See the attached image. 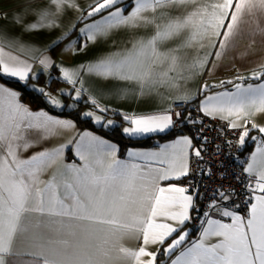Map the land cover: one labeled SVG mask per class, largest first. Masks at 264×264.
<instances>
[{"label": "snow or ice", "instance_id": "1", "mask_svg": "<svg viewBox=\"0 0 264 264\" xmlns=\"http://www.w3.org/2000/svg\"><path fill=\"white\" fill-rule=\"evenodd\" d=\"M18 7L10 24L19 27L20 33L13 35L0 28V79L15 78L25 86L29 79H39L32 64L6 51L7 45L21 52L41 53L39 64L45 70L58 67L63 82L79 85L74 88L73 101L87 93V103L100 113L109 109L99 103L97 95L140 103L163 98L162 90L176 93L172 103L152 114L125 113L122 119L130 126L123 127L122 134L128 137L165 133L178 123L202 125V119L172 110L176 101L188 104L196 99L177 81L201 75L213 55L221 59L245 26L252 35L264 33L256 19L257 14L264 16V0H92L87 10L78 0H23ZM68 10L78 15L65 27L63 17ZM98 15L100 19L85 22ZM3 18L8 19L7 14ZM81 23L83 27L77 31ZM58 29L63 37L75 33L68 49L73 54L90 44L107 42L114 32L128 35L123 47L113 45L114 50L68 68L55 65L47 54L59 47L60 37L42 49L23 40L26 35ZM259 68L249 77L235 79L261 82L245 86L221 81V85L233 84L234 90L205 96L196 110L205 117L227 121L229 129L242 128L237 149L246 146L251 130L258 131L259 135L251 136L255 150L237 165L242 172L233 176L237 180L247 176L245 188L261 194L243 202L248 213L242 217L237 211L241 205L232 200L233 194L238 195L235 188L225 190L221 185L213 190L207 208L231 223L210 218V211H204L205 220L193 241L187 240L189 233L182 229L197 208L199 190L174 185L164 188L158 181L188 176V150L202 163L203 146L195 147L189 136L181 135L160 145L159 152L130 149L129 159L121 160L116 144L84 132L57 147H43L58 134L74 130V122L42 110L33 112L20 102L19 91L0 84V264H164L160 256L167 264H264V125L255 122L256 116L264 114V64ZM209 87L202 85L197 94ZM32 90L53 107H62L44 88L33 85ZM82 115L102 124V117L93 111ZM116 123L108 120L102 126ZM204 131L201 127L200 135ZM70 146L79 163L64 162L65 149ZM35 148L39 150L26 155ZM137 158L157 159L168 168H145L133 162ZM177 159L183 161L179 169ZM220 168L224 179L229 170L223 162ZM46 174L48 178L42 179ZM199 175L212 176L213 172L201 167ZM95 225L109 227L97 229ZM173 235L176 238L164 247ZM125 239H135L138 248L126 247ZM22 256L31 259L21 261Z\"/></svg>", "mask_w": 264, "mask_h": 264}, {"label": "crops", "instance_id": "2", "mask_svg": "<svg viewBox=\"0 0 264 264\" xmlns=\"http://www.w3.org/2000/svg\"><path fill=\"white\" fill-rule=\"evenodd\" d=\"M23 3V0H0V28H5L8 29L11 34L17 35L20 33V28L19 27H13L10 24V20L13 17V14L15 11L19 10V5ZM78 3L81 8L87 10V6L92 3V0H78ZM130 10V9H129ZM3 14H7L8 19L3 18ZM78 15V13L73 12L72 10H68L66 15L63 17V23L65 27L68 26V24L75 19V17ZM103 15H107V12L103 13ZM94 19H100V16H96L93 18H89L87 21L88 23H91L92 20ZM256 19L259 21V24L262 28H264V16H261L257 14ZM79 27H83V24H78L77 25V31ZM256 25L255 23L252 24V28L255 29ZM245 31L243 32L242 35L238 36L232 46L228 48L226 51L225 55L221 59H217L214 55L209 58V64L207 65L206 70L199 76H193L189 78L188 80H179L177 83L182 85L183 87H186L193 95H196V99L194 102H190L188 104L192 103H197L199 105V102L204 99L205 96L207 95H212L218 92H223V91H233L234 83H242L245 86L248 83H259L261 82L260 80L254 81V80H245V81H238L235 79L237 76H244V77H249L251 76L253 71H259V65L264 64V33L257 32L255 35H252L249 33L247 30V26H245ZM60 29L52 31V32H39L35 35H26L23 37V40L25 42L31 41L35 45L39 46L41 49L43 48L44 45L48 44L50 41L56 39L57 37H60V44L59 47H56L54 51H51L47 53L50 58L52 59L53 63L57 66H64L68 68H74L77 67L85 62H89L94 60L97 56H99L102 53H106L108 51L114 50L113 45L115 48H121L124 46L123 41L124 38L128 35L124 31H118L114 32L112 36L109 38L107 42L101 41L95 45H91L83 52H80L78 54H73L71 51L68 49L72 46L71 42L76 39L75 33L70 35L69 37H63L61 35ZM143 32V30H141ZM6 51H11L13 55L20 56L21 59H26L29 61V63L32 64V71L35 72L38 76V80H33L29 79L27 81V86L26 88L32 89V86L35 85L37 88H44L45 91L48 93L51 90L47 88V84L51 80V78H57L61 80L60 73L58 70V67H50L47 70L43 68L42 65L39 64V56L41 53L37 52L35 54L29 53V52H21L16 50L15 48H10L7 45H4ZM218 47V46H217ZM35 55L36 59H33L32 56ZM4 79L7 80H12L17 82L15 78H8L6 76L3 77ZM264 79V78H262ZM227 80H233V84H223L221 85V81H227ZM63 82V81H62ZM0 84H4L6 87H9L13 90L19 91L18 89L14 88L13 86L5 83L2 79H0ZM21 84V83H19ZM208 84L210 87L202 92H199L197 94V90L201 88L202 85ZM24 85V84H21ZM212 85H216V87H212ZM55 86V85H54ZM79 87V85H69L65 82L63 84H60L58 88H63L66 89L69 92H72L73 95L75 94L74 88ZM57 90V89H56ZM163 91V98L160 97H155L151 101L147 102H131V101H119L116 100L112 96H99L97 95V99L99 103L102 106H106L109 111L104 112L106 116L113 117L115 112H119L120 114L117 115V118L113 117L115 121H117L116 125H121V132L123 127L130 126L127 123H125L122 119L123 115L125 113H128L130 115H147V114H152L153 112H156L163 107H166L169 103H172L174 100V97L176 93L174 92H168L167 90H162ZM20 92V91H19ZM52 92V91H51ZM58 92V91H57ZM53 93V92H52ZM66 98V97H65ZM67 98L71 99V95H67ZM20 102L23 104L27 105L33 112L36 111H45L47 112L50 116L57 117L59 119H71L74 122L75 128L74 130L71 131H64L60 134H58L56 137L51 138L50 140L44 142L42 144L43 147L47 148H54L57 147L61 144H65L69 139H78L79 134L84 133V132H89L92 135L99 136L104 140L109 141L110 143L116 144L114 141L105 138L104 136L90 130L87 128H82L78 125L76 119L72 116H61L58 115L57 113L52 112L51 110H61L51 107L50 103L45 107L41 108H33L30 104L29 101H24L22 97V93L20 92ZM81 99L87 103L88 100V94L85 93ZM68 101V100H67ZM180 102V101H176ZM175 102V103H176ZM90 104V103H89ZM68 107L67 105H65ZM63 106V108L65 107ZM93 106V105H92ZM92 109H96L94 106L90 107ZM97 110V109H96ZM203 114V113H202ZM222 123L227 124V121H222L220 119H217ZM255 122L260 125H264V114L258 115L255 117ZM102 126V125H101ZM249 128H251V124L248 125ZM240 131L243 129L240 128ZM168 135L166 138L155 142L152 146H131L127 147L124 149L122 152H120V148L118 147V152H117V159L121 160H128L129 157L127 156L128 150H134V151H140V152H159L160 151V145L163 144H170L172 141L177 139L178 136L181 135H187L192 139L193 145L197 147L195 140L192 138V136L185 130L183 132H176L173 133L172 130L161 133V134H148L144 135L141 137H130V138H145V137H155V136H161V135ZM259 135L257 130H251L249 137L247 138V144L246 146L240 148V163L243 161H246L251 152L255 150V144L251 141V136H257ZM128 137V136H127ZM39 150L38 148L30 150L29 153L31 154V151H37ZM189 151V168H190V163H191V150ZM64 162L65 163H79L78 159L75 157L74 152L72 151V147L70 146L69 148L65 149L64 153ZM133 162L145 165V168L151 167V168H168L167 164L161 165L157 159H148V160H142V159H135ZM182 159H177L175 161V167L179 169L180 165L182 164ZM60 166L58 165L57 168ZM187 177V176H186ZM186 177L180 178V179H170V180H163V181H158V184L160 187L168 188L170 185H174L176 187H185V180ZM48 174L42 177V179H47ZM252 182L255 183V177L253 176L251 178ZM191 194V193H189ZM261 193H252V195H260ZM165 195H168V193H165ZM252 202H255L254 200ZM248 213V208H246L245 212L240 213L238 212L239 215L242 217H246ZM193 214V211H191V216ZM210 218L213 219H218L221 220V222L224 223H231V220L229 218H224L218 215L217 212H213L210 215ZM205 220L203 218L202 222ZM160 222H170V221H160ZM191 222V221H190ZM188 222L186 225L183 227V231H187L189 233V236L187 237L188 241H193L198 238L199 236V231L201 229V223L199 226H193L191 223ZM87 223V222H85ZM206 226V224H205ZM97 229H107L109 226L108 225H95L94 226ZM176 235H173L171 238L168 239L167 243L164 245V247H167L168 243H171L172 239H175ZM217 238L213 237L212 242H215ZM122 243L132 249L138 248V243L135 239H125L122 241ZM151 250L155 251V247H153ZM161 260L164 261V264H167V259L164 256H160ZM21 261H27L30 260L31 257L27 256H22L19 258ZM128 264H131L129 261Z\"/></svg>", "mask_w": 264, "mask_h": 264}, {"label": "built area", "instance_id": "3", "mask_svg": "<svg viewBox=\"0 0 264 264\" xmlns=\"http://www.w3.org/2000/svg\"><path fill=\"white\" fill-rule=\"evenodd\" d=\"M197 106V103L184 104L182 102H176L173 104L172 109L173 111H182L184 117H188L189 114H191L193 119L203 120L202 125L199 123H178L177 128L173 129V131L186 129L195 140L197 147L203 146V162L200 163L194 155L191 156L189 175L184 182L185 187L198 189L201 194L196 202L197 208L192 214L190 223L193 226L200 225L204 218V211H210L211 214L214 212V210L207 208V204L210 202L213 190L218 189L221 185H223L225 190H229V186L235 188L238 195L233 194L232 200L241 205L237 210L240 213L245 212L247 207L243 202L247 201L252 194L245 188V183L248 181L247 176H245L243 180H237L233 176V173L239 175L242 172V168L237 166L240 163V149H237L236 147L240 130L229 129L227 124L222 123L217 119L203 116L202 113L196 110ZM201 127L205 128L202 135L199 133ZM205 136L208 138L207 141L203 139ZM221 162H223L229 170L225 174L226 178L224 179L220 178L221 172L223 171V169L220 168ZM201 167L204 171L211 168L213 175H199Z\"/></svg>", "mask_w": 264, "mask_h": 264}, {"label": "trees", "instance_id": "4", "mask_svg": "<svg viewBox=\"0 0 264 264\" xmlns=\"http://www.w3.org/2000/svg\"><path fill=\"white\" fill-rule=\"evenodd\" d=\"M2 80L13 86L14 88L18 89L22 93V97L24 101H29L31 106L33 108H41V107H46L49 105L48 102L45 101L44 97L41 96L39 93L34 92L32 89L26 88L25 85H21L18 82L12 81V80H7L2 78ZM257 81V80H255ZM60 84H63L62 80H59L57 78H51L49 83L47 84V88L50 89L52 92H56V89ZM55 85V86H54ZM48 92L49 94L52 92ZM65 96V95H64ZM67 97V96H65ZM85 104V102H84ZM83 103H79L78 105L76 104L72 108L64 107L61 110H51L54 113H57L58 115L61 116H72L76 119L78 125L82 128H87L90 129L105 138H108L112 141H114L116 144H118L120 148V152H122L124 149L127 147L131 146H152L155 142H158L164 138H166L168 135H161V136H155V137H145V138H130L122 134L121 132V125H116L113 127H108L105 128L103 126H95L89 118H83L80 117V110L83 109ZM87 106L93 107L91 104L86 103ZM113 117L117 118V115H114ZM183 130L186 131V129H182L179 131H173V133L176 132H183ZM240 150H239V155H240ZM240 157V156H239ZM198 201V200H197ZM192 225V224H191ZM161 260V258H160Z\"/></svg>", "mask_w": 264, "mask_h": 264}, {"label": "rangeland", "instance_id": "5", "mask_svg": "<svg viewBox=\"0 0 264 264\" xmlns=\"http://www.w3.org/2000/svg\"><path fill=\"white\" fill-rule=\"evenodd\" d=\"M60 90H63V95H61V91ZM58 91V92H57ZM71 95V99H69V98H65V96H67V95ZM65 95V96H64ZM50 96L52 97V98H55V99H57V100H59L60 101V103H61V105H62V107L61 108H63V106H65V105H72V107H74L76 104L78 105L79 103H83L84 104V102L85 101H83L81 98L79 99V101H76V102H74L73 101V99H72V97H74L75 96V94L73 95V93L72 92H69V91H67L66 89H63V88H57V90H56V92L54 93H50ZM68 100V101H67ZM51 107H53L52 105H50ZM72 107H68L69 109L70 108H72ZM55 108V107H54ZM57 109H60V108H57ZM88 111H93L96 115H100L101 117H102V124H106L107 123V121L108 120H114L115 121V119L113 118V117H110V116H106V114H104V113H100L98 110H96V109H92V108H90L89 106H87L86 105V102H85V104L83 105V109H81L80 110V117H83V113L84 112H88ZM83 118H85V117H83ZM117 122V121H116ZM94 124V123H93ZM102 124H94L95 126H101Z\"/></svg>", "mask_w": 264, "mask_h": 264}]
</instances>
